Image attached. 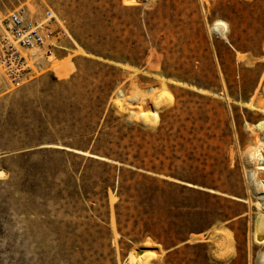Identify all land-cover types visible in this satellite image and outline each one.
Listing matches in <instances>:
<instances>
[{
	"label": "rangeland",
	"instance_id": "obj_1",
	"mask_svg": "<svg viewBox=\"0 0 264 264\" xmlns=\"http://www.w3.org/2000/svg\"><path fill=\"white\" fill-rule=\"evenodd\" d=\"M23 4L70 39L31 80L0 75V264H264V0H0V17ZM172 108L208 196L148 209L136 177L73 149L83 124L152 130Z\"/></svg>",
	"mask_w": 264,
	"mask_h": 264
},
{
	"label": "trees",
	"instance_id": "obj_2",
	"mask_svg": "<svg viewBox=\"0 0 264 264\" xmlns=\"http://www.w3.org/2000/svg\"><path fill=\"white\" fill-rule=\"evenodd\" d=\"M174 110H168L166 117L162 114L159 125L152 130L129 126L124 132L121 126L109 133L97 123L83 124L75 134L73 149L88 154L74 153L109 167L118 178L123 172L136 177L132 196L136 195L148 209L153 208L157 198L175 192L208 196L203 188H207L210 172H206L205 163L200 159L203 154L199 152L196 157L203 148L192 144L191 132L181 122L179 114H173ZM167 117L169 121L165 122ZM89 154L97 158L87 156ZM143 228V233L154 235V223H144ZM166 244L174 246L175 242Z\"/></svg>",
	"mask_w": 264,
	"mask_h": 264
},
{
	"label": "built area",
	"instance_id": "obj_3",
	"mask_svg": "<svg viewBox=\"0 0 264 264\" xmlns=\"http://www.w3.org/2000/svg\"><path fill=\"white\" fill-rule=\"evenodd\" d=\"M65 39L69 34L50 9L35 16L27 5L17 6L0 17V75L10 84L31 80L55 50L64 48Z\"/></svg>",
	"mask_w": 264,
	"mask_h": 264
},
{
	"label": "bare ground",
	"instance_id": "obj_4",
	"mask_svg": "<svg viewBox=\"0 0 264 264\" xmlns=\"http://www.w3.org/2000/svg\"><path fill=\"white\" fill-rule=\"evenodd\" d=\"M53 56L50 57V59L52 58ZM50 59L47 60L46 63H49L50 62ZM67 68V67H66ZM151 120L153 122H156L158 120V115L155 111H151ZM257 127H261L262 126V123H258L256 125ZM79 152V151H78ZM81 153V152H79ZM83 154H86V153H83ZM258 187H257V190L258 192L264 196V162L263 164L258 168ZM260 208L262 210H264V201L260 204ZM2 232V228L0 226V233ZM7 238H8V243L12 242H15V238H16V235L14 232H11L7 234ZM255 242L259 245V246H264V229H263V223L260 222L257 224V227H256V234H255ZM142 251V253L140 255H131L132 257H134L138 262L142 263L143 261H145L146 259V252L143 251V250H140Z\"/></svg>",
	"mask_w": 264,
	"mask_h": 264
},
{
	"label": "water",
	"instance_id": "obj_5",
	"mask_svg": "<svg viewBox=\"0 0 264 264\" xmlns=\"http://www.w3.org/2000/svg\"><path fill=\"white\" fill-rule=\"evenodd\" d=\"M78 154H82V153H78ZM90 157L97 158V156H94V155H91ZM141 253H142V251H140V250L136 251L137 255H140Z\"/></svg>",
	"mask_w": 264,
	"mask_h": 264
}]
</instances>
